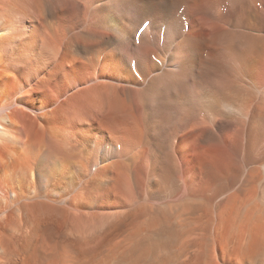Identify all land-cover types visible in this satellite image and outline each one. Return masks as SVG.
I'll return each instance as SVG.
<instances>
[{"label":"bare ground","instance_id":"1","mask_svg":"<svg viewBox=\"0 0 264 264\" xmlns=\"http://www.w3.org/2000/svg\"><path fill=\"white\" fill-rule=\"evenodd\" d=\"M219 1L0 0V264H264V0Z\"/></svg>","mask_w":264,"mask_h":264},{"label":"rangeland","instance_id":"2","mask_svg":"<svg viewBox=\"0 0 264 264\" xmlns=\"http://www.w3.org/2000/svg\"><path fill=\"white\" fill-rule=\"evenodd\" d=\"M220 3H222V4H224L225 3V0H221V1H219ZM214 9V8H213ZM225 10V9H224ZM224 13H223V15H226V12L225 11H223ZM231 12H236V10H233V8H232V11H230L228 14H230ZM200 26H201V23L199 22V20H197L196 21V25H195V27H194V29L193 30H191V32H195V29H199L200 28ZM221 26H224V24H221ZM187 31V30H186ZM187 33V32H186ZM189 33V32H188ZM197 34H198V31H197ZM189 35H191L190 33H189ZM206 36V35H205ZM209 37V33L207 34V38ZM89 74V73H88ZM196 120V119H195ZM194 120V121H195ZM194 121H192V123L194 122ZM189 124H191V122L189 123ZM179 129H181V128H179ZM182 130L181 131H179L178 132V134L173 138V140H174V143L180 138V135L182 134ZM172 140V141H173Z\"/></svg>","mask_w":264,"mask_h":264}]
</instances>
